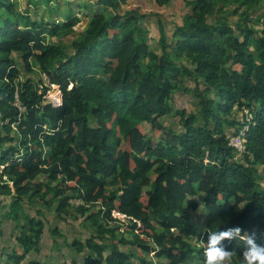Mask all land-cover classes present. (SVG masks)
Returning <instances> with one entry per match:
<instances>
[{"label":"trees","instance_id":"obj_1","mask_svg":"<svg viewBox=\"0 0 264 264\" xmlns=\"http://www.w3.org/2000/svg\"><path fill=\"white\" fill-rule=\"evenodd\" d=\"M128 1L79 2V10H102L69 49L48 38L71 31L76 14L38 21L0 0V166L8 180L0 182V197L11 199L5 216L21 231L11 251L0 249V264L40 252L44 222L24 224L19 213L24 202L50 200L66 219L75 217L73 199L83 203L77 212L91 213L85 218L96 234L71 241L74 264L201 261L204 248L195 250L189 239L199 235L202 243L208 231L233 226L264 244V0H192L169 38L161 28L160 54L146 42L136 11H122ZM228 14L238 16L236 24ZM32 61L48 86L31 76ZM187 82L198 97L196 113L172 104L178 92H191ZM53 86L59 105L47 98ZM178 116L180 127L167 124ZM227 126L237 129L243 152ZM199 199L203 233L186 219L199 211ZM115 211L130 218L129 230L120 232ZM116 241L136 253L122 252ZM225 245L240 264L244 241Z\"/></svg>","mask_w":264,"mask_h":264},{"label":"rangeland","instance_id":"obj_2","mask_svg":"<svg viewBox=\"0 0 264 264\" xmlns=\"http://www.w3.org/2000/svg\"><path fill=\"white\" fill-rule=\"evenodd\" d=\"M191 1L192 0H172L168 4L161 5L157 0H129L128 4L122 6L124 9H122V11H136L142 22L141 28L143 29L146 42H148L150 48L155 53L160 54L162 52V45L160 42L161 28L165 30V33L168 36L167 38H169L173 28L176 25L182 24L183 18L188 10V4ZM12 2L15 4L18 12L30 15L38 21L46 20L48 22L53 21L55 23H62L66 22L68 18H73L74 14H76V16L80 18V22L71 31H60L57 37L48 38L50 43L65 46V48L69 49L72 48V44L77 39L78 35L86 29L90 16H92L94 12L102 10V8H95L93 10L88 9L90 11H86V9L79 10L77 4L82 2V0H53L50 5H47L48 3L44 0H12ZM260 9V12H264V1L261 4ZM226 17H228L231 24H236L238 20V16L234 14H228ZM17 63L21 69L22 77L25 79L28 76L25 72V64L22 63V60L19 58ZM31 65L35 70L31 76L35 78L37 82L42 80L44 84L48 86V79L40 71L37 63L32 61ZM186 85L191 89V92H178L176 94L174 101L172 102L174 110L186 109L188 114L196 113L198 97L193 94L194 84L187 82ZM47 98L54 104L61 103L60 101L62 98L58 87L53 86L48 92ZM179 118V116L169 117L166 119L167 124H172L175 121V125L173 126L178 128L181 126L178 124ZM144 126V129H146L145 131L150 133L153 132L158 136L157 131L151 130L152 128L147 127L146 125ZM226 131L231 136V144L242 152L243 146L240 140L241 137H238L237 135L235 136L237 129L235 127L227 126ZM0 182H8L6 178L1 179V166ZM48 200H50V198ZM0 202L3 206L0 209V230L2 231V234L0 235V249H7L9 252L15 245V240H13L14 235L19 234L21 231L12 220L7 219L5 216L6 212L9 210L11 199L0 197ZM58 204V202H54L53 200H50L48 204L44 205L42 203L33 204L31 202H24L25 215H23V212L22 215L19 213V220H22V223L25 224V218L31 220L37 219L44 222L45 230L42 236L40 252L33 256L30 255L20 264H29L32 260H40L42 263L46 264H73V258L76 256V253L70 246L71 241L74 239L79 241L85 240L86 237L95 236L96 228L92 222L85 218L91 214L90 211L85 215L76 211V208L82 204L80 201L77 199L70 201V212H74L73 216L75 217H68V219L57 213L56 209ZM199 206V211L196 213H188L186 219L189 225L197 228L198 232L203 233L205 228V208L201 199H199ZM114 216L121 223V225L117 224V226H123L121 227L122 229L120 232L129 230L131 223L126 218L123 219V215L115 211ZM117 238L120 241L123 237L118 235ZM124 238L126 240H131V235H125ZM200 240V236L197 235L196 237H191L189 242L195 250H199L204 248V245ZM119 241H116L115 244L120 247L122 252L136 253L130 245L126 246ZM20 252L21 250H19V253ZM164 260L165 259L154 258L155 262H163ZM136 263L137 260L135 259L134 264ZM14 264L17 263L14 262ZM188 264H203V259H201V261L192 259ZM233 264L235 263L233 262Z\"/></svg>","mask_w":264,"mask_h":264},{"label":"clouds","instance_id":"obj_3","mask_svg":"<svg viewBox=\"0 0 264 264\" xmlns=\"http://www.w3.org/2000/svg\"><path fill=\"white\" fill-rule=\"evenodd\" d=\"M240 140L243 146V152L244 142L241 138ZM123 216V219L130 220L126 215ZM237 238L242 239L245 244L239 257L240 264H264V244L258 242L255 234H243L239 226L207 232V240L202 242L205 244L202 253L203 264H233V252L226 247L225 241L235 240Z\"/></svg>","mask_w":264,"mask_h":264},{"label":"crops","instance_id":"obj_4","mask_svg":"<svg viewBox=\"0 0 264 264\" xmlns=\"http://www.w3.org/2000/svg\"><path fill=\"white\" fill-rule=\"evenodd\" d=\"M77 257V255L73 258V264H74V259Z\"/></svg>","mask_w":264,"mask_h":264},{"label":"built area","instance_id":"obj_5","mask_svg":"<svg viewBox=\"0 0 264 264\" xmlns=\"http://www.w3.org/2000/svg\"><path fill=\"white\" fill-rule=\"evenodd\" d=\"M1 173H2V166H1Z\"/></svg>","mask_w":264,"mask_h":264}]
</instances>
